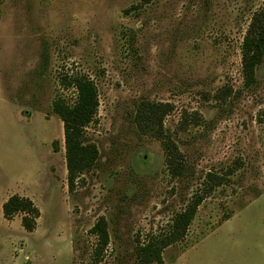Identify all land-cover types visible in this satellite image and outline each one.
<instances>
[{"label": "rangeland", "instance_id": "1", "mask_svg": "<svg viewBox=\"0 0 264 264\" xmlns=\"http://www.w3.org/2000/svg\"><path fill=\"white\" fill-rule=\"evenodd\" d=\"M264 0H0V264H135L200 194L161 263L264 264V55L244 83L241 44ZM95 84L84 142L95 163L69 188L67 78ZM219 182L212 184L207 174ZM27 197L35 228L2 203ZM109 243L93 263L91 227Z\"/></svg>", "mask_w": 264, "mask_h": 264}, {"label": "trees", "instance_id": "2", "mask_svg": "<svg viewBox=\"0 0 264 264\" xmlns=\"http://www.w3.org/2000/svg\"><path fill=\"white\" fill-rule=\"evenodd\" d=\"M150 0H142L147 3ZM264 55V9H258L252 14L241 44V64L244 83L250 85L255 80V73ZM68 85L76 90L73 102L58 96L52 102V109L63 124L67 182L69 188L75 179L96 161L97 149L94 144L84 142L85 128L92 122L98 109V95L94 82L85 74H75L67 78ZM212 173L207 174V180L214 185L219 181ZM204 194L194 196L187 206L177 213L166 234L153 235L145 243L138 244L135 264L161 263L162 252L169 245L179 241L185 235L197 207L204 199ZM2 214L9 219L16 213H21V225L32 231L39 217V209L27 197L14 194L2 203ZM90 232L96 237L92 253L93 263H99L109 243L107 221L100 217L91 227Z\"/></svg>", "mask_w": 264, "mask_h": 264}]
</instances>
